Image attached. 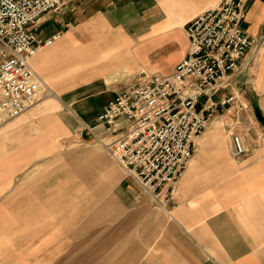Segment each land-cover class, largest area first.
Wrapping results in <instances>:
<instances>
[{
  "label": "crops",
  "instance_id": "1",
  "mask_svg": "<svg viewBox=\"0 0 264 264\" xmlns=\"http://www.w3.org/2000/svg\"><path fill=\"white\" fill-rule=\"evenodd\" d=\"M217 1L79 0L30 26L61 36L31 59L41 99L12 117L0 108V264H264V0L250 1L244 69L219 90L241 75L253 114L229 133L220 122L233 117L211 121L166 207L78 132L142 73H173L188 23Z\"/></svg>",
  "mask_w": 264,
  "mask_h": 264
},
{
  "label": "built area",
  "instance_id": "2",
  "mask_svg": "<svg viewBox=\"0 0 264 264\" xmlns=\"http://www.w3.org/2000/svg\"><path fill=\"white\" fill-rule=\"evenodd\" d=\"M71 0H0V108L19 115L48 87L31 65L32 57L52 44L60 32L42 38L30 26ZM251 0H219L187 25L188 55L173 73H142L119 91L89 134L136 179L151 200L166 207L176 182L188 168L215 105L213 97L242 71V60L257 40L244 28ZM50 90V89H49ZM234 94L222 103L235 102ZM237 155L246 152L234 135Z\"/></svg>",
  "mask_w": 264,
  "mask_h": 264
},
{
  "label": "rangeland",
  "instance_id": "3",
  "mask_svg": "<svg viewBox=\"0 0 264 264\" xmlns=\"http://www.w3.org/2000/svg\"><path fill=\"white\" fill-rule=\"evenodd\" d=\"M76 4H79V0H71L69 3H67L63 7L62 10H60L58 12L57 11L56 12H52V13H50L48 15H53L55 17L56 16L57 17H62V16L63 17H68L69 14L72 15V12L70 10L71 7L73 5H76ZM126 12L128 13L130 11H126ZM132 13H133V15H136L137 14V10L136 9H133ZM78 20L79 21L80 20H83L84 21L85 19L84 18H82V19L79 18ZM80 33L85 34L84 32H80ZM137 81H138V79H137ZM246 88L247 87H245V85L243 84V78L241 77V75H238V76L235 77L234 83L231 86V88H228V90H221V91H219V93H217V95H215L213 97V100L217 104L215 105L214 112H213L212 116L210 117V120L208 122V125H207V127H206V129H205V131L203 133H207L208 127L211 124V121L214 118H216L217 116H220V119H223V116H228V115L230 117H233L234 118V121L232 119L225 118V119L221 120V122H220L221 123V126H222L223 133H229V130H231L235 125L240 124V122L243 121L245 119V117L248 118L249 115H252L253 114V109H252V104H253L252 101H253V99H252V95H251L250 90H248ZM230 91H239V95H236V102H230V103H225V104L222 103L221 102L222 98L225 97L226 94L230 95V93H229ZM238 99L241 100L240 101L241 107L243 105V102L244 103H248V102L250 103L249 104L250 105L249 108L244 107V110H243V113H244L243 116H244V118H240V116L237 117L238 111L240 110V106H238V102H237ZM259 128H262V127H259ZM91 143H93V142H91Z\"/></svg>",
  "mask_w": 264,
  "mask_h": 264
}]
</instances>
